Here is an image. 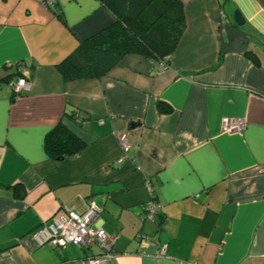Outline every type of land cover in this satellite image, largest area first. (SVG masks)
Masks as SVG:
<instances>
[{
  "label": "crops",
  "instance_id": "0c3cea01",
  "mask_svg": "<svg viewBox=\"0 0 264 264\" xmlns=\"http://www.w3.org/2000/svg\"><path fill=\"white\" fill-rule=\"evenodd\" d=\"M180 1L185 28L164 69L125 54L64 81L60 62L112 12L0 0V264H81L97 248L39 245L32 232L90 203L117 264H264V0ZM22 76L30 90L15 96L8 80ZM225 118L245 126L226 132ZM57 123L84 142L76 156L45 152ZM149 197L162 205L152 220Z\"/></svg>",
  "mask_w": 264,
  "mask_h": 264
},
{
  "label": "trees",
  "instance_id": "16d2710c",
  "mask_svg": "<svg viewBox=\"0 0 264 264\" xmlns=\"http://www.w3.org/2000/svg\"><path fill=\"white\" fill-rule=\"evenodd\" d=\"M114 15L107 27L82 40L58 65L64 81L99 77L125 54H138L167 63L185 28L180 0H99ZM55 5V4H54ZM254 61L256 59L248 54ZM159 110L170 107L159 101ZM84 142L61 123L45 136L44 148L52 159L79 154Z\"/></svg>",
  "mask_w": 264,
  "mask_h": 264
},
{
  "label": "built area",
  "instance_id": "2783aa9c",
  "mask_svg": "<svg viewBox=\"0 0 264 264\" xmlns=\"http://www.w3.org/2000/svg\"><path fill=\"white\" fill-rule=\"evenodd\" d=\"M55 1L42 0V4L45 7H52ZM165 67L166 64L159 63V70ZM8 85L15 96L29 91L31 86L25 76L9 79ZM244 126L243 119L225 118L222 121V129L226 132H237ZM117 139L122 151L125 152L129 146L127 134L120 132L117 134ZM161 208V203L152 197H149L143 205L145 216L151 220L159 214ZM98 220L99 209L94 203H90L83 212H68L54 217L51 222L36 228L32 235L39 245L48 244L52 248H64L67 244H74L83 249L97 248L98 251L87 255L81 264H117V252L114 248L116 236L107 233L99 226ZM156 256H166L165 243L159 245Z\"/></svg>",
  "mask_w": 264,
  "mask_h": 264
},
{
  "label": "water",
  "instance_id": "95a60500",
  "mask_svg": "<svg viewBox=\"0 0 264 264\" xmlns=\"http://www.w3.org/2000/svg\"><path fill=\"white\" fill-rule=\"evenodd\" d=\"M233 20L238 26H242L245 23L244 17L242 16L239 9H235L233 12Z\"/></svg>",
  "mask_w": 264,
  "mask_h": 264
}]
</instances>
